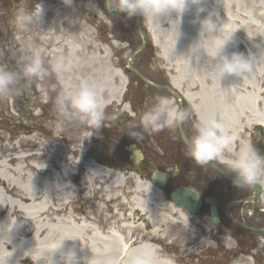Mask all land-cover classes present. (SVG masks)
<instances>
[{
	"label": "bare ground",
	"instance_id": "bare-ground-1",
	"mask_svg": "<svg viewBox=\"0 0 264 264\" xmlns=\"http://www.w3.org/2000/svg\"><path fill=\"white\" fill-rule=\"evenodd\" d=\"M263 4L264 0L260 4L255 0H207V10L199 14V19L207 16L208 11H217L222 20L219 27L223 30L218 36L224 31L237 30L235 43L229 45L228 51L258 54L257 51L264 48V28L259 20H264ZM144 19L171 72V83L179 88L183 84L187 86L186 97L195 101L198 116L212 114L225 124L226 129L234 130L237 135L244 126L264 127L263 90L259 78L263 68L260 63L256 72L243 80L226 77L221 81L212 69L216 44L204 36L200 38V24L193 22L197 19L194 6L182 17L177 18L173 14L171 19L176 20L174 26L166 17H162L161 22L150 16ZM244 38L249 39L246 41L248 49L240 50ZM258 40L261 45L256 44ZM5 46L0 45V62L5 59V54H10ZM196 48H203L204 52L199 54ZM23 52L27 53L26 50ZM57 52L54 63L61 57L70 64L78 61L73 46L66 55ZM34 53L42 60L43 50L38 49ZM103 53L108 56L107 51ZM99 54L92 51L84 55L83 63L90 70L97 63L98 66L101 64L102 67L97 69L102 71L105 83L98 81L93 74L85 76L82 73L81 77L102 85L108 91V96L103 97L106 107L109 101L119 100L125 78L118 69L103 62ZM113 74L116 75L115 83L111 80ZM36 78L40 81L39 89L35 88L39 93L45 90L44 67ZM59 79H64L62 74H59ZM17 106L13 102V114L19 119ZM36 110L37 107L32 111L34 118L41 114ZM42 130L51 132L49 124ZM0 138L3 141L0 143V264H46L45 257L36 259L45 251L56 249L65 238L75 239L63 242L61 249L54 253L57 259L61 252L71 249L81 264H104L107 257H112L116 264H127V258L135 249L146 246L154 252L155 264H179V257L169 248L174 243L191 245L189 239L185 242L183 232L196 238L195 230H187L190 229L189 216L172 203H165L161 191L149 182L134 175L133 186H129L124 172L94 161L67 164L59 159L62 152L60 145L50 149L53 160L46 161L22 149L23 137L16 142L9 139L6 144L5 138ZM28 138L29 141H36L34 134ZM54 153L57 159L52 156ZM219 159L226 158L222 155ZM78 164L82 165L83 173L80 185L76 186L74 183L78 181L70 182L67 176L77 174L70 165ZM98 182H101L100 186H96ZM60 187L64 188L58 191ZM81 197L88 198V204L92 199L97 200L93 201L92 211L78 205ZM109 211L112 214H107ZM172 221L182 225L178 236L174 234L177 223Z\"/></svg>",
	"mask_w": 264,
	"mask_h": 264
},
{
	"label": "flooded vegetation",
	"instance_id": "flooded-vegetation-1",
	"mask_svg": "<svg viewBox=\"0 0 264 264\" xmlns=\"http://www.w3.org/2000/svg\"><path fill=\"white\" fill-rule=\"evenodd\" d=\"M109 2L116 4L114 0ZM89 6L106 8V2L105 0H74L73 5L69 7L63 3V0H0V45L5 44L3 41L5 38L11 37V46L6 45L10 47L13 55L23 50L44 51L42 58L46 70L44 84L50 99V102L46 100L44 110V116L48 118L46 124H49L50 128L53 127L55 120L53 102L61 89L59 74L54 70L57 51L66 55L72 46L76 49L78 61L71 62L72 72L62 74L64 79L72 80L74 84L81 78L82 73L85 76L93 74L98 81L105 83L102 71L97 69L102 67L101 64L98 66L97 63L94 69L90 70L83 63L84 55L92 51L100 53L102 61L108 62L111 68L118 69L125 78L119 100L109 101L105 107L108 117L114 113H121L120 118L109 126L105 124L99 129L92 126H77L66 133L81 134L83 141L89 138L90 146L95 150L97 148L121 150L120 155L115 153V161L104 159L98 152L92 153V157L129 172L135 170L140 178L151 179L154 171L152 167L156 163L162 167V170L168 171L173 179L170 193L181 187L194 188L199 194L201 205L197 215H189L205 224V218L212 217L213 209H216L218 226L210 225L211 227L221 233L226 232L225 227L238 228L240 231H235L247 237L246 241L249 240L245 245L247 249L240 250L236 258H250L253 264H264V181L260 182L258 188L236 186L237 191L232 196L228 192H233V189L227 188L228 172L219 169L218 166L209 164L217 168L218 174H208L202 179L195 176V172L190 173V177L197 178V182L187 178L184 167L194 160L187 159L183 137L194 133L193 124L199 118L195 110V101L186 97L187 86L183 84L182 88H179L171 83V72L152 41L151 33L138 28L136 19L142 27V18L130 17L137 27V30H132L128 29L132 24L125 14L122 15L120 12L99 15L89 12L87 9ZM18 8H25L28 12H39L42 8L41 23L33 24L27 31L14 30L9 21ZM145 40V47L138 50ZM104 51H107L108 56L105 57ZM111 80L115 83V74L111 76ZM36 81H39L38 78L34 79V82ZM159 95L169 96L176 102L177 107L192 112L191 120L183 125L182 130L165 129L154 133L145 131L140 126L142 114ZM107 96L108 91L104 89L103 97ZM245 137L248 143L254 145L264 155L262 127L253 128L252 133H246ZM236 147L237 145L234 149ZM156 150L172 160V166L167 165L162 156L154 160L147 156V152ZM137 152L141 153L140 161L133 156ZM169 168H172V171H169ZM230 179L233 181L234 178ZM186 204L192 207L194 200L189 197ZM256 234L259 237V246L256 245Z\"/></svg>",
	"mask_w": 264,
	"mask_h": 264
},
{
	"label": "clouds",
	"instance_id": "clouds-1",
	"mask_svg": "<svg viewBox=\"0 0 264 264\" xmlns=\"http://www.w3.org/2000/svg\"><path fill=\"white\" fill-rule=\"evenodd\" d=\"M207 0H115L121 13L128 17L143 15L153 17L161 22L162 17L169 20L171 26L175 25L172 15L177 18L190 10L196 9L197 19L193 22L200 24V38L204 36L213 40L216 44V54L212 61V69L215 75L222 81L226 77H235L243 80L251 76L257 70L259 63H264V53L261 48L259 54L251 51L246 55L243 52H229L228 47L235 43L234 34L237 30L224 31L220 29L222 20L217 11H208L207 16L199 19V14L205 12ZM63 3L71 7L74 0H63ZM43 9L39 12H28L25 8H18L11 17L10 26L17 31H27L33 24H40ZM179 26V25H178ZM180 35L178 31V36ZM196 45V44H195ZM201 54L203 48H196ZM17 67H9L0 62V98L12 94H18L27 83L38 77L43 69V62L38 54L28 51L14 54ZM57 74H70L72 65L62 57L54 64ZM61 89L53 102V114L55 117L54 128L59 134L69 132L80 126H92L95 129L103 125L108 126L119 120L121 113H114L108 117L105 113L103 100L104 88L87 78L81 77L75 84L72 80L61 79ZM192 112L182 107H177L176 102L166 95L156 97L154 103L142 114L140 126L145 131L154 133L165 129L182 130L183 125L191 120ZM194 133L184 136L186 155L201 166L217 162L225 154H230L226 169L234 174L233 183L237 187L253 186L264 181V155L254 145L239 138L234 130H228L225 124L212 114L199 116L193 124ZM237 145L234 149L233 146ZM64 187L58 188V191ZM77 238V237H76ZM65 238L60 245L51 251H45L41 257L46 258V264H81L74 250L61 252L57 259L54 253L61 249ZM154 252L146 246L135 249L127 258V264H155ZM104 264H116L112 257H107Z\"/></svg>",
	"mask_w": 264,
	"mask_h": 264
},
{
	"label": "rangeland",
	"instance_id": "rangeland-1",
	"mask_svg": "<svg viewBox=\"0 0 264 264\" xmlns=\"http://www.w3.org/2000/svg\"><path fill=\"white\" fill-rule=\"evenodd\" d=\"M257 4H260L262 0H255ZM115 2V0H114ZM114 7H116V4H113ZM264 6V4H263ZM89 12H97L100 15H109L110 12L106 10L103 6L100 7H87ZM92 10V11H90ZM122 15L124 13H121ZM125 16H127L125 14ZM123 17V16H121ZM128 20L131 22L132 27L128 29L132 30H137V27L133 23V21L128 17ZM144 20V18H143ZM261 21L260 26L264 28V20L262 18L259 19ZM11 37L5 38L3 41L6 43L7 41L10 40ZM249 39L244 38V44L243 46H240L242 48H247L248 49V42ZM247 41V42H246ZM256 44L261 45V41L259 40L256 42ZM11 46V45H10ZM257 46V45H256ZM7 47V46H6ZM9 48V46H8ZM257 48H260L257 46ZM261 51L258 50L257 53L259 54ZM262 53H264V50H262ZM14 55L10 53V55L5 54V59L4 63H6L7 59L8 62L11 63V67H16V61L14 59V62H12ZM262 65L263 71L260 72V82H261V89L264 88V63H260ZM35 79V78H34ZM34 79H31L28 83L27 86L18 93V98L20 101H22L23 105L25 106V110L21 113L18 112L20 115V118L18 119L16 115L13 114V102L16 104V95L12 94L7 96L5 99L0 98V137L3 136L5 138L4 143L6 144L9 139H15L14 142H16V139L22 138L24 147L22 149H26L27 153L30 154H35L37 155V159H42L46 161H52L53 158L51 157L50 149L53 147H57V145H60L59 148L61 149L60 151L61 154H59V159L61 161H65L67 164H71L70 162L75 163H80L82 161L83 163L85 162H92L94 161V158L92 157V153L98 152L101 154L102 157L106 160H114L115 161V153L117 152L119 155L121 154V150H107V149H99L97 148L96 150L93 149L90 146L89 138L86 140L81 139V134L75 133H64V134H59L55 133L54 136L52 137L51 134H47L42 130V128L45 126V121L48 118H45L43 115V111L41 109L44 108V101L50 102V99L47 95V87L44 84L43 87L45 86V90H40L39 93H36V86L37 88L39 87L40 81L34 82ZM38 82V84H37ZM39 89V88H38ZM264 90V89H263ZM264 95V93H263ZM43 104L38 105L37 102H42ZM264 101L262 102L263 106ZM36 105V106H35ZM52 106V105H51ZM37 107L36 112H41L42 115L37 116V118H34L32 116V111ZM17 111V109H16ZM27 114V115H26ZM21 123V126L19 125ZM14 125H19V129L15 128ZM32 126V127H31ZM53 130L54 124H53ZM34 131V132H33ZM35 136L36 141H29L30 137L28 136L33 135ZM7 139V140H6ZM3 142L0 138V143ZM34 143V144H31ZM18 143V142H17ZM16 143V144H17ZM2 151V148L0 147V152ZM25 152V151H24ZM153 153V154H151ZM171 154L170 152H166ZM186 153V152H185ZM148 157H151L153 160L154 159H160L158 156H162L164 159V162L172 166V160H169L165 155H161L162 152L152 151V152H147L146 153ZM52 156L56 158L55 153L52 154ZM167 156V154H166ZM187 158V157H186ZM51 159V160H50ZM187 159H191L189 156ZM104 162L106 161H100L103 165H106ZM118 163V162H117ZM114 165V164H113ZM70 168L72 170L77 171V174H70L67 176L68 181L70 182H76L74 183L76 186L80 185V180L78 178L81 177L83 173L82 165L78 164L77 166L75 165H70ZM162 169L159 165L156 163L153 164V169ZM216 169V170H215ZM222 170H226L229 172L225 167H221ZM120 171V170H119ZM122 172L125 173L126 179L128 182L129 186H133L134 183V175L131 172H128L127 170H122ZM196 173L195 176H199L200 178L204 179L208 174H218L217 173V168H212L209 165L201 166L194 161H191L189 164H187L184 167V173L189 178L191 181L197 182V178H191L189 175L190 173ZM77 178V180H76ZM173 179H170L169 183L167 184L166 188L167 190L164 191L165 193L162 195V198L165 203H168L170 201L169 199V193L172 190V185L171 183ZM101 182L96 183V186H100ZM154 186V184H152ZM236 185L233 183V181L228 178L227 180V188L228 190L233 189V192H228L232 196L234 195V192L237 191L235 189ZM99 195L101 194V191L98 193ZM88 198H80L78 201V205L82 206L85 210L92 211V206H93V201L94 203L97 201L96 199L90 200L91 202L88 204ZM107 214H112L110 211L107 212ZM171 223H177V228L174 231L175 236H178L179 233H181V227L182 225L179 224L178 222H171ZM170 223V224H171ZM190 229H187L189 232L191 230H195L197 232L196 238H194L190 233H184L183 234L186 236V241L189 239V242H191V245H179L178 243H174L173 246L170 249V251H173L174 255L178 258V263L179 264H241L245 262L246 264H253L252 260L250 258H243V259H238L236 258V254L240 250H246L247 247L245 246L246 244L249 243V240L247 237L243 236L241 233L239 234L238 228L233 227V229L225 227L226 232L221 233L220 231H215L212 228H208L200 223L199 221H195V219L192 217L190 218ZM184 230V228H183ZM241 232H244L241 230ZM187 234V235H186ZM259 237H257L256 234V245L259 246ZM192 250V251H191Z\"/></svg>",
	"mask_w": 264,
	"mask_h": 264
},
{
	"label": "water",
	"instance_id": "water-1",
	"mask_svg": "<svg viewBox=\"0 0 264 264\" xmlns=\"http://www.w3.org/2000/svg\"><path fill=\"white\" fill-rule=\"evenodd\" d=\"M111 11L115 14L119 10L112 8ZM153 178L160 184L161 187H163L165 184L164 181H165V179H167V174L164 172H160V171L156 170L154 172ZM171 196L177 205H181L184 208H186V204L183 202L186 199H188L190 196L193 197L196 201L198 200L197 194L193 190L188 189V188H181L177 193H173ZM198 206H199V204H197V207Z\"/></svg>",
	"mask_w": 264,
	"mask_h": 264
}]
</instances>
